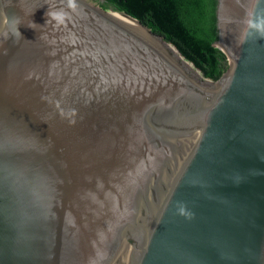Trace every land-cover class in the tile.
<instances>
[{
    "label": "water",
    "instance_id": "95a60500",
    "mask_svg": "<svg viewBox=\"0 0 264 264\" xmlns=\"http://www.w3.org/2000/svg\"><path fill=\"white\" fill-rule=\"evenodd\" d=\"M251 4L216 0L198 86L106 0H0V264H264Z\"/></svg>",
    "mask_w": 264,
    "mask_h": 264
},
{
    "label": "trees",
    "instance_id": "16d2710c",
    "mask_svg": "<svg viewBox=\"0 0 264 264\" xmlns=\"http://www.w3.org/2000/svg\"><path fill=\"white\" fill-rule=\"evenodd\" d=\"M106 1L162 38L200 80L216 82L228 71L229 62L215 45L216 0Z\"/></svg>",
    "mask_w": 264,
    "mask_h": 264
},
{
    "label": "clouds",
    "instance_id": "9594fccd",
    "mask_svg": "<svg viewBox=\"0 0 264 264\" xmlns=\"http://www.w3.org/2000/svg\"><path fill=\"white\" fill-rule=\"evenodd\" d=\"M259 6H260V0H252L250 10L245 20V24H246V29L244 32L245 40L253 32L258 33L260 38H264V9H261L260 12H257V8ZM68 7L75 10L77 7L76 0H68ZM46 17H48V19L46 20V24L54 21L57 25H60L66 22L68 13L62 8L60 9L49 8V10L46 13ZM17 21L18 18L14 17L13 20L10 22V24H15L17 23ZM35 25L37 24L31 22V25H29V27L34 29ZM13 35H15V33H13Z\"/></svg>",
    "mask_w": 264,
    "mask_h": 264
},
{
    "label": "bare ground",
    "instance_id": "6f19581e",
    "mask_svg": "<svg viewBox=\"0 0 264 264\" xmlns=\"http://www.w3.org/2000/svg\"><path fill=\"white\" fill-rule=\"evenodd\" d=\"M128 18V17H127ZM131 20V19H130ZM133 24L148 38L151 40V42L168 58V60L178 69L180 73H182L188 80H190L192 83L196 85L203 86V83L205 80H200L196 74L197 72H193L191 69H193L191 66H189L191 69H189L184 63L180 62V56H178L175 52L171 51L164 43H162L158 38L151 35L142 25H140L138 22L133 21ZM170 47V46H169ZM173 53H171L170 51ZM175 51V50H174ZM182 61V60H181ZM185 62V61H184ZM199 75V74H197ZM200 76V75H199ZM201 77V76H200ZM204 81V82H203Z\"/></svg>",
    "mask_w": 264,
    "mask_h": 264
}]
</instances>
